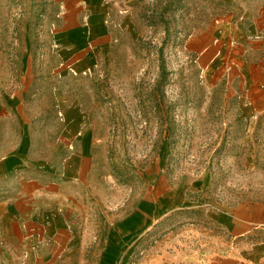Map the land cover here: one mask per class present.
Segmentation results:
<instances>
[{"label":"rangeland","instance_id":"374dc122","mask_svg":"<svg viewBox=\"0 0 264 264\" xmlns=\"http://www.w3.org/2000/svg\"><path fill=\"white\" fill-rule=\"evenodd\" d=\"M101 7L0 0V96L16 92L19 111L45 141L60 132L61 98L78 99L96 159L99 216L105 204L132 217L160 198L178 207L110 264H232L189 258L226 245L212 214L264 202V110L251 115L225 79L197 67L186 43L250 19L264 0H101ZM88 26L94 35L69 56L72 40L59 37L78 40ZM93 255L85 264H100Z\"/></svg>","mask_w":264,"mask_h":264},{"label":"crops","instance_id":"0c3cea01","mask_svg":"<svg viewBox=\"0 0 264 264\" xmlns=\"http://www.w3.org/2000/svg\"><path fill=\"white\" fill-rule=\"evenodd\" d=\"M88 2L102 12L101 0ZM88 29L78 40L59 37L72 40L69 56H75L80 40L94 35ZM186 50L206 74L225 79L251 115L262 113L264 9L194 34ZM61 100L60 132L45 141L37 138L40 127L19 111L17 93L0 96V264H85L89 254H97L100 264L123 260L160 218L178 208L164 207L160 198L144 203L137 217L123 210L113 214L107 204L99 216L92 138L82 134L78 99ZM211 217L226 245L207 256L194 253L190 261L264 264V202L224 208Z\"/></svg>","mask_w":264,"mask_h":264}]
</instances>
